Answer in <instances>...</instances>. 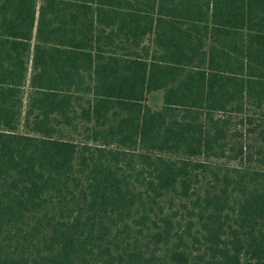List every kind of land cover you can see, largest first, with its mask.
Wrapping results in <instances>:
<instances>
[{"label":"trees","instance_id":"obj_1","mask_svg":"<svg viewBox=\"0 0 264 264\" xmlns=\"http://www.w3.org/2000/svg\"><path fill=\"white\" fill-rule=\"evenodd\" d=\"M233 116L258 137L227 157ZM210 157L264 167V0H0V264H264V168Z\"/></svg>","mask_w":264,"mask_h":264},{"label":"rangeland","instance_id":"obj_2","mask_svg":"<svg viewBox=\"0 0 264 264\" xmlns=\"http://www.w3.org/2000/svg\"><path fill=\"white\" fill-rule=\"evenodd\" d=\"M39 5H42L45 0H37ZM149 42L147 41L146 44ZM93 82L91 80H87V86H92ZM32 89L30 88L29 82L26 85L25 88V102H24V108L22 111V115L19 119V124H18V133L20 134H29L31 131L28 129L26 126V121L28 119L27 112H29V100H30V94H32ZM90 101H93V96L88 94L87 92H82L78 94L74 100V109L73 112L71 113V117L73 118V123L70 125L66 124H61L58 126V135L57 137H62L68 140H73L79 145H82L86 142H89L88 136L91 133V129L93 128L94 124L88 123L86 120L83 118V109L88 108V104ZM147 104L149 105V108L153 111H160L163 109V104H164V92L163 91H158V92H153L148 95L147 97ZM255 111L254 108L251 106L247 108L246 115H252ZM255 114L257 116L258 121L255 122L256 125L260 126V120L261 118V113L260 111L256 112ZM260 119V120H259ZM112 122L111 124H116V118L112 116L111 118ZM241 117L239 116H233L231 120V126H230V131H229V145L230 147L227 150V157L232 156L235 157L237 154L238 150L240 149V146L243 145H248L249 146H254L255 145V140H257L258 133H251L250 130L255 128V126L251 125H241L240 124ZM256 129V128H255ZM234 133H239V134H234ZM242 133V136L241 134ZM245 151L250 154L252 151L250 149H245ZM229 152V153H228ZM229 155V156H228ZM246 157V155H245ZM207 161L209 165H211L213 168L216 167H235V168H244V169H257V168H262L261 165H259L256 162H247L246 158H239L237 160H230L229 158H218V157H210L209 159H201ZM264 168V167H263ZM262 168V169H263ZM161 206L164 207V210L168 215L174 214L175 220L174 224L176 227V231L180 234L183 235L188 231V228L191 227L193 224L194 227L192 229L193 235L197 236L198 231L200 229L197 219L193 216L190 215L192 206L190 205L189 201H182L175 195H168L165 199L161 201ZM186 241L189 245L193 244V241L191 238L186 237ZM197 247V245H195Z\"/></svg>","mask_w":264,"mask_h":264}]
</instances>
